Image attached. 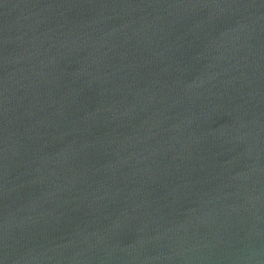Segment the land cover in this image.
Masks as SVG:
<instances>
[{
	"label": "water",
	"instance_id": "obj_1",
	"mask_svg": "<svg viewBox=\"0 0 264 264\" xmlns=\"http://www.w3.org/2000/svg\"><path fill=\"white\" fill-rule=\"evenodd\" d=\"M0 264H264V0H0Z\"/></svg>",
	"mask_w": 264,
	"mask_h": 264
}]
</instances>
